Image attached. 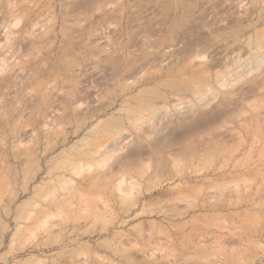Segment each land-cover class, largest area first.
Returning a JSON list of instances; mask_svg holds the SVG:
<instances>
[{
    "label": "rangeland",
    "instance_id": "374dc122",
    "mask_svg": "<svg viewBox=\"0 0 264 264\" xmlns=\"http://www.w3.org/2000/svg\"><path fill=\"white\" fill-rule=\"evenodd\" d=\"M0 264H264V0H0Z\"/></svg>",
    "mask_w": 264,
    "mask_h": 264
},
{
    "label": "bare ground",
    "instance_id": "6f19581e",
    "mask_svg": "<svg viewBox=\"0 0 264 264\" xmlns=\"http://www.w3.org/2000/svg\"><path fill=\"white\" fill-rule=\"evenodd\" d=\"M182 73V72H181ZM184 73V72H183ZM186 74V73H185ZM176 85L178 86H174L175 88H182V89H186V90H188L190 87L187 85V83H183V82H177L176 83ZM178 89V90H179ZM191 90H194V89H191ZM148 91V90H147ZM147 91L146 92H144L143 93V95H140V96H138V97H136L137 95H135V97H136V99L135 100H143V97H145L144 99H145V101L143 102L144 104H141V103H139L138 105H133V107L131 108V107H128L127 109H129V111L127 110V112H129V113H137V112H143V111H147V112H150V111H153L154 112V115H153V117H157V114H156V109L154 108L153 109V106H151L150 107V93H149V91H148V93H147ZM155 91V90H154ZM145 93H146V95H145ZM155 94H159V93H156V92H154V95ZM161 95L159 96V97H163V98H165V96L164 95H162V93H160ZM148 95V96H147ZM156 96V95H155ZM134 97V98H135ZM164 100H166V98L164 99ZM138 114V113H137ZM191 119V118H190ZM129 120H130V118H129ZM132 120V119H131ZM190 121V120H189ZM188 121V122H189ZM114 123V122H113ZM115 124H116V122L114 123V126H115ZM118 125H121L120 123L118 124ZM118 125H117V127L116 128H111V130H116V131H118L119 129L118 128H120V127H118ZM122 127V126H121ZM118 135L120 136L121 134L120 133H118ZM124 135L122 136V141H123V139H124ZM117 140H119V141H115L114 142V148H120V139L118 138ZM145 139H143V141H144ZM107 150H109V148L108 147H106L105 145H102V146H99L98 144H97V148L95 147V150L93 151V152H90L89 154L87 153V156L91 159V158H94L95 156H100V155H104L105 157L106 156H108V154H105L106 153V151ZM108 171V170H107ZM106 173V172H105ZM107 174V173H106ZM105 174V175H106ZM104 175V174H103Z\"/></svg>",
    "mask_w": 264,
    "mask_h": 264
}]
</instances>
